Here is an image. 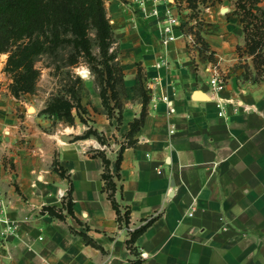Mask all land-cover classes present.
<instances>
[{
	"label": "crops",
	"instance_id": "obj_1",
	"mask_svg": "<svg viewBox=\"0 0 264 264\" xmlns=\"http://www.w3.org/2000/svg\"><path fill=\"white\" fill-rule=\"evenodd\" d=\"M134 5L139 23L132 29L126 20L120 29L129 98L119 124L121 144L142 111L135 90L139 69L151 100L136 143L122 150L120 177L115 176V195L123 211L131 209L130 223L120 224L105 188L103 158L93 155L105 147L94 137L75 139L85 124L44 131L33 126L38 119L31 114L21 134L11 122L15 106L8 104L11 132L0 150L8 161L0 165V189L18 227L1 233L6 225L0 224V264H132L138 259L139 264H264V65L257 78L243 24L230 7L208 5L200 14L198 35L213 51L208 54L190 50L184 37L165 47L159 18ZM113 8H120L116 0ZM165 51L169 63L157 67ZM220 57L227 76L220 94L225 114L208 83ZM162 95L172 100L174 113ZM85 105L94 127L109 137L113 120L100 94ZM105 152L116 174L118 155ZM192 204L196 212L188 216ZM45 206H55L64 218ZM153 216L130 243L131 232Z\"/></svg>",
	"mask_w": 264,
	"mask_h": 264
},
{
	"label": "trees",
	"instance_id": "obj_2",
	"mask_svg": "<svg viewBox=\"0 0 264 264\" xmlns=\"http://www.w3.org/2000/svg\"><path fill=\"white\" fill-rule=\"evenodd\" d=\"M188 1L194 5L195 0ZM236 13L241 16L246 35L245 46L249 54L253 55L257 78H259L263 73L264 65V23L256 22L257 18L261 19L248 6L247 0L238 2ZM90 22L97 26L99 45L103 57L99 62L103 64V68L97 69L99 70L98 78L101 84L100 96L108 110L109 117L111 119L116 117L120 123L122 121L123 104L118 97V85L126 91L125 73L120 64L113 62L115 54L109 52L113 32L111 24L106 18L104 0H0V55L3 52H11L7 69L14 73L13 92L16 94L32 92L35 89L38 76L34 59L43 51L59 47L64 43H72L76 53L84 51L91 61L96 60V57L91 54L87 38V25ZM64 34L67 36H64ZM142 77V71L139 69L135 90L141 98L142 111L140 117L131 122V129L127 133L126 143L121 144L117 156V173L112 172L110 168L111 159L107 156L105 150L100 149L93 154L103 158L105 188L108 190L121 225L130 223L131 209L126 208L124 211L121 209L115 195L118 188L115 176L120 177L122 150L128 145L136 143L134 135L144 125L148 114L151 95ZM70 89L76 104L62 96L50 102L46 111L56 113L59 117H66L68 121L74 122L73 108L76 107L81 120L86 122L83 114H80V110H86V108L83 106L81 98L77 96V91L72 87ZM113 101L115 102L112 103ZM117 108H119L118 116L115 115ZM91 136H96L102 144H106L104 134L93 126H89L82 134L75 136V139H85ZM62 172L64 173V171ZM67 208L69 213H73L71 200H69ZM44 209L52 215L64 218V214L57 210L55 206H45ZM154 219L155 216L133 230L129 242H135L139 234L145 231ZM80 234L84 236L88 243L99 246L85 232H80ZM140 262L141 259H138L132 264H139Z\"/></svg>",
	"mask_w": 264,
	"mask_h": 264
},
{
	"label": "rangeland",
	"instance_id": "obj_3",
	"mask_svg": "<svg viewBox=\"0 0 264 264\" xmlns=\"http://www.w3.org/2000/svg\"><path fill=\"white\" fill-rule=\"evenodd\" d=\"M113 1L115 0H104L106 18L109 20L113 32L109 52L115 54L113 62L120 64L124 69V64L121 58V53L124 51L122 48V38L120 36V29L122 28L121 23L129 20L131 23L130 27L135 29L140 21V10L136 9L134 1L137 2L140 8L141 6L138 0H116L120 8L112 9ZM179 1L181 12L182 14H185V20L188 22H191L195 17L200 16L206 6L215 4H217L218 7H230V12L237 15L241 21V16L236 13V8L240 0H195L194 5L188 0ZM247 4L254 10L257 17L263 21L260 22L261 20L257 18L256 22L263 24L264 0H247ZM122 11L127 12L124 13ZM121 14H128V16L120 20ZM241 23L243 24L242 21ZM64 36L67 35L64 34ZM87 38L89 40L91 54L93 57H96L95 61H91L84 51L76 53L72 43H64L59 47L53 49L50 48L37 55L34 59V66L38 70V76L35 89L32 92H20L19 94L13 92L12 84L14 82V73L7 69V62L11 52H3L0 55V150H3L4 146L2 144L11 132L9 127L11 123L9 124L6 121L7 111H9L10 106H15V117L11 122H14L13 124L17 123L21 134H23L25 127H27L24 120L31 114L37 116L38 119V123L33 124V126L36 125L41 127L44 131H50L62 127L63 125H72L76 123H80L81 125L85 124V130H87L89 126L94 127L93 112L89 110L88 106L85 104L93 103L94 97L97 94H100L101 84L99 82L98 72L103 68V64L99 63L103 57L99 45L97 26L91 22L87 25ZM71 87L77 91V96L81 98L82 104L86 108V110H80V114H83L86 122L81 120L76 107L73 108V114L75 116L74 122L68 121L66 117L61 118L56 113L46 111L50 102H53L58 97L62 96H65V98H68L71 102L76 104V100L70 89ZM118 88V97L120 102H122L124 109L125 101H128L129 98L126 91L122 90L120 85H118ZM114 102L115 101L112 103ZM8 104L9 107L7 109L6 105ZM2 105L3 108L1 107ZM30 107H34V110L29 111ZM118 114L119 108L115 110V115L118 116ZM111 120H113L112 129L114 131L112 134L109 132V137L104 134L106 145L103 144V147H105V150L108 149L109 153L112 151L116 152L118 155L121 148L122 138L119 126L121 122L119 123L116 117H113ZM91 137H94L99 141L96 136ZM93 151L95 152V149ZM0 155L3 156L0 165L7 163L6 153L1 152Z\"/></svg>",
	"mask_w": 264,
	"mask_h": 264
},
{
	"label": "built area",
	"instance_id": "obj_4",
	"mask_svg": "<svg viewBox=\"0 0 264 264\" xmlns=\"http://www.w3.org/2000/svg\"><path fill=\"white\" fill-rule=\"evenodd\" d=\"M142 11L146 15H155L159 18L160 31H161V41L165 47L178 37H184L186 39L187 45L190 50L205 49L208 54H213L211 49L204 46L203 41L198 35V26L202 21L201 16L195 17L193 21L188 22L185 20V14H182L180 9L179 0H138ZM149 2L152 3V8H149ZM161 6L164 10L161 11ZM167 52L161 55V59L156 62L157 67H161L169 63ZM216 60L211 66L212 74L209 77L208 83L210 91L215 96L216 104L220 110L221 114H225L224 98L220 96L221 92L224 90L227 84V76L220 69L219 61ZM162 99L169 104V114L175 112V107L172 100L167 95H162ZM152 103H155V99H152ZM161 172V170H159ZM9 207V200L5 197L2 190L0 189V224H5L6 229L0 231L1 233H13L18 227V222L11 219L8 216L7 210ZM196 212V207L192 204L189 210L186 212L188 216H194Z\"/></svg>",
	"mask_w": 264,
	"mask_h": 264
},
{
	"label": "bare ground",
	"instance_id": "obj_5",
	"mask_svg": "<svg viewBox=\"0 0 264 264\" xmlns=\"http://www.w3.org/2000/svg\"><path fill=\"white\" fill-rule=\"evenodd\" d=\"M226 10H227V7H225L223 11H226ZM33 110H34V107H30V110L29 111H33Z\"/></svg>",
	"mask_w": 264,
	"mask_h": 264
},
{
	"label": "water",
	"instance_id": "obj_6",
	"mask_svg": "<svg viewBox=\"0 0 264 264\" xmlns=\"http://www.w3.org/2000/svg\"><path fill=\"white\" fill-rule=\"evenodd\" d=\"M196 94H200V93H196Z\"/></svg>",
	"mask_w": 264,
	"mask_h": 264
}]
</instances>
